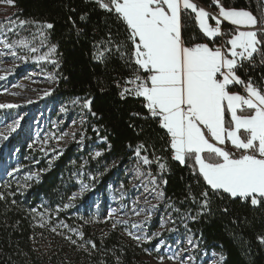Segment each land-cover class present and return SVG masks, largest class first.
I'll return each mask as SVG.
<instances>
[{"label":"trees","instance_id":"trees-1","mask_svg":"<svg viewBox=\"0 0 264 264\" xmlns=\"http://www.w3.org/2000/svg\"><path fill=\"white\" fill-rule=\"evenodd\" d=\"M194 1L210 12L223 6L226 10L248 11L257 19V38L262 41L259 51L251 60L241 62L236 74L245 83L251 81L253 86L264 90V3L261 0ZM12 7L15 17L27 21L24 25L28 27L53 24L52 29L46 30L45 41L47 47L55 48L58 87L54 100L70 105L91 103L85 111L83 147L72 144L52 164L45 165L44 156L26 153L23 146L19 164L27 172V158L39 162L27 168L40 172V177L23 180L18 176H25L24 173H18L0 179L3 196L0 264H41L31 247L30 214L42 209L70 227L79 224V231L95 246L77 264H149L144 259L145 245L127 243L113 231L93 234L88 226H83L84 217L96 213L84 201L74 199L80 182L100 196L102 207L97 214L105 212L110 198H120L118 188L131 197L128 170L136 161L141 144L144 148L140 155L149 160L144 170L157 178L164 203L186 219V228L201 248L221 255L222 264H264V203L253 206L250 199L242 202L224 193H213L203 178L195 174V168L189 166L191 161L181 165L173 159L169 136L159 126L158 119L149 114L143 99L121 98L125 88L134 87L126 81L133 78L135 65L126 64L117 51V46L122 45L121 51L131 52L126 26L114 14L102 10L95 0H14ZM223 31L227 42L231 38L229 33L233 32L226 26ZM182 39L189 47L198 43L213 45L198 28L195 14L189 11L182 15ZM100 53L103 57L97 58ZM230 88L237 91L242 85ZM15 139L10 145L13 146ZM161 163L166 165L164 169L159 167ZM205 191L209 197L207 208L202 206L201 194Z\"/></svg>","mask_w":264,"mask_h":264},{"label":"snow or ice","instance_id":"snow-or-ice-1","mask_svg":"<svg viewBox=\"0 0 264 264\" xmlns=\"http://www.w3.org/2000/svg\"><path fill=\"white\" fill-rule=\"evenodd\" d=\"M95 2L126 26L132 44L130 54L121 51L122 45L117 46L126 64L135 65L133 78L126 81L134 87L125 88L121 98L143 99L149 114L166 130L173 159L181 165L191 161L189 166L213 193L242 202L250 198L253 206L264 203V90L251 81L245 83L236 74L241 61L251 60L259 51L262 41L257 31L240 30L255 28L257 19L248 11L219 6L218 15L212 17L216 26L211 27L209 13L190 0ZM7 3L14 6V0ZM182 10L195 13L200 30L209 38L221 35V18L236 26L226 42L231 47L224 50L203 43L185 46ZM42 28L52 29L53 24L46 23ZM17 43L27 45L25 40ZM102 57L100 53L97 58ZM234 84L244 86L246 95L232 92L230 86ZM90 103L86 101V106ZM13 107L0 104V108ZM229 143L231 148L227 147ZM143 148V144L138 146L137 156ZM143 160L149 163L147 157ZM159 167L164 169L166 165L161 163ZM201 195L202 206L207 208L208 192Z\"/></svg>","mask_w":264,"mask_h":264},{"label":"rangeland","instance_id":"rangeland-1","mask_svg":"<svg viewBox=\"0 0 264 264\" xmlns=\"http://www.w3.org/2000/svg\"><path fill=\"white\" fill-rule=\"evenodd\" d=\"M46 30L20 24L12 5L0 3V104L16 106L0 108V179L18 173H24L25 176H18L23 180L40 177V172L27 168L39 162L27 158V172L19 164L23 146L26 153L44 156L45 165L52 164L72 144L84 146L88 106L54 100L58 87L57 64L52 48L46 45ZM20 40H25L27 45L18 44ZM13 127L15 131H11ZM13 138L16 139L12 146ZM145 165L143 157L136 155L128 170L133 195L126 197L118 188L120 198H110L105 212L99 214L100 196L80 182L74 199L84 201L96 213L84 217L83 226H88L93 234L113 231L127 243L145 245L144 259L149 264H222L223 257L201 248L186 228V219L164 203L158 180L144 170ZM24 185L19 187L24 189ZM30 216L31 247L41 264H77L90 255L93 244L79 231V224L70 227L46 209L35 210Z\"/></svg>","mask_w":264,"mask_h":264},{"label":"crops","instance_id":"crops-1","mask_svg":"<svg viewBox=\"0 0 264 264\" xmlns=\"http://www.w3.org/2000/svg\"><path fill=\"white\" fill-rule=\"evenodd\" d=\"M190 2L196 4L198 8H203L205 11H207V12L209 13V25H210L211 27H215V26H216V24H215V20L212 19V17L218 15V13H219V9H217L216 12H210V11H208L207 9H205L203 6H201L200 4H198L197 2H195L194 0H190ZM187 11L191 12V10H182V11H181V24H182V15L184 14V12H187ZM192 13H193V12H192ZM194 14H195V13H194ZM210 19L212 20V23L210 22ZM196 21H197V20H196ZM197 25H198V28H199L198 21H197ZM224 26L227 27V29H228L229 32H233V33L235 32L236 26L231 25L229 22L224 21L222 18H221V25H220V27H221V35H220V36H217V37H215V38H209V37H207V36H206L201 30H200V31H201V32L207 37V39H209V40L212 41V42H215V41L219 40V39L224 35V31H223V27H224ZM199 29H200V28H199ZM240 30H255V31L258 32L259 29L257 28V26H255V28H241ZM181 31H182V29H181ZM230 39H231V38H230ZM208 46H209L210 48H215V47L210 46V45H208ZM230 47H231V45L227 44V47H226L224 50H227V49L230 48ZM238 51H239V50H238ZM247 61H249V60H243V61H241V62H247ZM234 85L237 86V87H240V86H241V85H237V84H234ZM232 92H234V93H239V94H241V95H246V91H245L244 86H242V88H241L240 90L232 91ZM229 144H230V143H229ZM221 147H224V146L222 145Z\"/></svg>","mask_w":264,"mask_h":264},{"label":"built area","instance_id":"built-area-1","mask_svg":"<svg viewBox=\"0 0 264 264\" xmlns=\"http://www.w3.org/2000/svg\"><path fill=\"white\" fill-rule=\"evenodd\" d=\"M213 47H223L224 49L226 47V42L224 40V37L222 36L219 40L215 41Z\"/></svg>","mask_w":264,"mask_h":264},{"label":"water","instance_id":"water-1","mask_svg":"<svg viewBox=\"0 0 264 264\" xmlns=\"http://www.w3.org/2000/svg\"><path fill=\"white\" fill-rule=\"evenodd\" d=\"M264 3V0H261Z\"/></svg>","mask_w":264,"mask_h":264}]
</instances>
